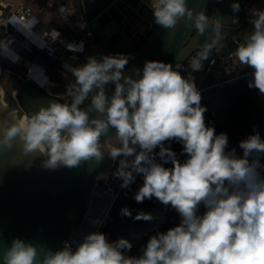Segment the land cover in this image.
I'll list each match as a JSON object with an SVG mask.
<instances>
[{
    "label": "clouds",
    "instance_id": "1",
    "mask_svg": "<svg viewBox=\"0 0 264 264\" xmlns=\"http://www.w3.org/2000/svg\"><path fill=\"white\" fill-rule=\"evenodd\" d=\"M150 7L155 23L166 29L181 19L201 32L207 25L206 16L189 8L188 0H151ZM233 9L239 11V3ZM250 16L253 31L235 56L252 69L249 87L264 94V9H250ZM0 47L7 48V43L0 41ZM128 63L126 54H114L89 57L87 63L71 68L72 102H50L27 120H0V150L18 142L24 154L42 156V167L56 170L92 158L102 160L104 144L109 143L106 151L114 161L119 158L115 175L122 186L132 183L133 172L141 175L143 183L134 199L142 203L155 197L175 209L181 222L151 235L137 256L128 255L132 248L128 240L109 241L96 231L75 249L65 242L57 251L15 238L10 247L0 249L2 264H264L260 133L240 141L242 156L235 149L228 151L227 133L217 135L215 128L206 126L207 108L191 74L186 78L179 65L174 69L149 60L133 78L125 75ZM201 66L194 62L190 68L197 71ZM109 84L115 85L111 95ZM112 128L116 143H101ZM172 140L183 145L188 157L183 163L165 147ZM168 163L173 167H165ZM201 205L206 209L202 215ZM121 212L131 216L127 208ZM135 218L153 219L143 212Z\"/></svg>",
    "mask_w": 264,
    "mask_h": 264
},
{
    "label": "water",
    "instance_id": "2",
    "mask_svg": "<svg viewBox=\"0 0 264 264\" xmlns=\"http://www.w3.org/2000/svg\"><path fill=\"white\" fill-rule=\"evenodd\" d=\"M4 1L0 0V34L7 37V48L0 47V52L19 71L35 69L33 62L40 56L37 61L44 65L49 77L47 83L37 86L17 72L0 68L4 90L0 92V120H27L50 102L69 104L60 97L72 99L75 77L70 69L87 63L89 57L126 54L129 63L125 75L133 78L136 69L142 72L149 60L171 64L174 69L179 65L186 78L191 74L199 92L212 90L224 81L226 70L234 66L232 44L246 43L247 35L253 31L249 24L253 0H188L189 8L207 18L203 32L186 19L171 29L157 25L151 0H24L30 3L21 8L27 23L20 21L18 12H12L11 5ZM210 2L211 12L205 14ZM234 3H239V11H234ZM74 6L82 11L90 33L85 45L83 41L76 45L80 29L68 31L59 24L64 11L75 19ZM57 30H61L60 35ZM31 46L34 53L28 51ZM204 55L208 57L201 61ZM194 62H202L200 70L192 71L190 65ZM6 76L7 81H3ZM114 89V84L107 86L109 95ZM115 136L112 128L108 136L101 137V143L111 140L115 144ZM110 147L104 144L100 161L92 158L77 167L56 170L42 167L44 157L24 154L18 142L11 149L0 150V249L20 238L57 251L67 238H74L80 226L86 225L91 200L100 197L99 213L104 208L102 204L109 202L110 194L98 177L117 166L118 159L114 161L106 151Z\"/></svg>",
    "mask_w": 264,
    "mask_h": 264
},
{
    "label": "trees",
    "instance_id": "3",
    "mask_svg": "<svg viewBox=\"0 0 264 264\" xmlns=\"http://www.w3.org/2000/svg\"><path fill=\"white\" fill-rule=\"evenodd\" d=\"M212 2L209 3L205 14H209L212 9ZM232 49L236 45L232 44ZM5 69H9L7 62L3 63ZM49 68H53L50 64ZM252 70L246 69L240 73V77L217 86L212 90L201 93L202 106H206L205 123L208 127L215 128L217 135L227 133L229 138L228 151L236 150L237 155L242 156L243 150L239 147L240 141L246 139L250 134L259 132L264 139V100L258 89L250 88L249 81L252 79ZM235 77H226L224 81ZM59 81L66 82L65 78L57 76ZM88 102H86V106ZM82 106V107H83ZM165 147H170L177 154V158L183 163L188 157L182 151L183 145L175 140L166 141ZM159 152V148L155 150ZM119 160V158H118ZM159 161V157H157ZM261 175L264 176V156L261 157ZM165 167H173L171 163ZM116 166L114 170H117ZM133 181L129 185L122 186L115 204L110 210L109 216L105 220L101 232L105 233L109 241L120 238L128 240L132 244L128 255L137 256L141 254L142 246L146 245L150 236L156 232H166L168 229L179 225L181 217L179 213L170 205L165 206L155 197L145 199L138 203L134 196L143 183L141 175L133 172ZM120 179L118 187L122 185ZM127 208L131 216L123 215L121 210ZM206 211L203 205L200 206L199 214ZM151 213L153 219H136L139 213Z\"/></svg>",
    "mask_w": 264,
    "mask_h": 264
},
{
    "label": "built area",
    "instance_id": "4",
    "mask_svg": "<svg viewBox=\"0 0 264 264\" xmlns=\"http://www.w3.org/2000/svg\"><path fill=\"white\" fill-rule=\"evenodd\" d=\"M4 4L11 5L9 0H5ZM11 7H12V5H11ZM21 8H22V5H19L15 9L12 7V12L17 11L19 20L24 22V23H27L28 19H27L26 12L21 11ZM74 14H75V19H72L71 16L68 15L65 11L62 12L60 15L61 17H60L59 24L64 29H66L68 31H74L75 32V31H77V29H80L81 30L80 39H78V41L76 42V45H78L80 41H83V43L85 45L89 39V36H90V33L86 31L85 17H84V15H83V13L79 7L74 6ZM57 33H58V35H60L61 30H57ZM6 39H7L6 36H2L0 34V41L5 42ZM53 42H54V40L51 41V43H53ZM33 47L34 46H31L30 48H28V51L30 53L35 52ZM38 58H40V56L37 57L36 60L33 62V64L35 65V69L28 68L25 71H18L17 73L22 79L27 80L29 82H32V83L36 84L37 86H43V84L48 82L49 73H48V71L44 70V65L37 61ZM4 62H9V61L0 52V68L1 69L4 68L3 67ZM211 64L214 65L215 60H212ZM9 67H11V65ZM9 70L11 71L10 68H9ZM239 77L240 76H237L235 78H231L229 80L220 82L219 84L216 85V87L222 86L224 83L231 82V81H233ZM40 82L42 83V85L40 84ZM203 92H205V91L200 92V94ZM60 98L61 99H67L69 101L68 102L69 104L72 102V99H70V98H67L64 96H61ZM86 102L87 101H85V104H86ZM118 164H119V160H118L117 166H118ZM116 171L117 170L108 171V172H106V173H104L98 177V180L102 181L104 183V185L106 186L105 191L110 194L108 204H102V205H104V208L99 213V206L101 205L100 197L92 199L91 203L87 207V218H86L87 221L85 220L86 225L84 227H82V225H81L80 228L75 232L74 238H67L64 241V244H65V242H68L72 245L73 249H75V247L83 241V238L87 234H89L91 232H96V231L101 232L103 225L105 223V220L109 216L110 210L112 209L113 205L115 204L117 197H118V195L122 189V185H123V183H122V185L120 187H118L117 182L120 180V178H118L115 175Z\"/></svg>",
    "mask_w": 264,
    "mask_h": 264
},
{
    "label": "crops",
    "instance_id": "5",
    "mask_svg": "<svg viewBox=\"0 0 264 264\" xmlns=\"http://www.w3.org/2000/svg\"><path fill=\"white\" fill-rule=\"evenodd\" d=\"M9 2L11 3L12 7L15 9L17 8L19 5H24V6H29L30 3L24 1V0H9ZM252 8H256V9H264V0H253L252 1V5L250 6V9ZM45 18V17H44ZM49 18V17H48ZM48 20V19H47ZM239 46L236 45V49L235 50H230V53L233 55L234 57V66L227 69L226 72L228 73V75H233L235 74L236 72H239L240 70L241 71H244L246 70V66H243L239 63L238 59L236 58L235 56V53H236V50ZM13 72H18V68H16L15 65H11V67H9ZM247 69H250V68H247ZM252 70V69H250ZM240 74H237L236 76L234 77H237L239 76ZM226 78V77H225Z\"/></svg>",
    "mask_w": 264,
    "mask_h": 264
},
{
    "label": "rangeland",
    "instance_id": "6",
    "mask_svg": "<svg viewBox=\"0 0 264 264\" xmlns=\"http://www.w3.org/2000/svg\"><path fill=\"white\" fill-rule=\"evenodd\" d=\"M8 64H10L9 62H7ZM247 69V68H246ZM240 73H243V71H239V72H236L235 74H233V75H227L226 77H234V76H236L237 74H240ZM7 79H8V76H6L4 79H3V81H7ZM15 96H17V94H15ZM261 96V98H263L262 100H264V94H261L260 95Z\"/></svg>",
    "mask_w": 264,
    "mask_h": 264
},
{
    "label": "bare ground",
    "instance_id": "7",
    "mask_svg": "<svg viewBox=\"0 0 264 264\" xmlns=\"http://www.w3.org/2000/svg\"><path fill=\"white\" fill-rule=\"evenodd\" d=\"M0 92L3 94L4 93V90H3V88L1 87V85H0ZM16 92L17 91H15V94H16ZM24 114V113H23ZM25 115V114H24ZM26 116V115H25ZM27 117V116H26Z\"/></svg>",
    "mask_w": 264,
    "mask_h": 264
},
{
    "label": "flooded vegetation",
    "instance_id": "8",
    "mask_svg": "<svg viewBox=\"0 0 264 264\" xmlns=\"http://www.w3.org/2000/svg\"><path fill=\"white\" fill-rule=\"evenodd\" d=\"M88 40H89V39H88ZM87 43H88V41H87ZM87 43H86V44H87ZM7 64H8V63H7ZM8 65H9V64H8ZM9 66H10V65H9ZM61 100H62L63 102H67V103L69 102L67 99H61Z\"/></svg>",
    "mask_w": 264,
    "mask_h": 264
}]
</instances>
